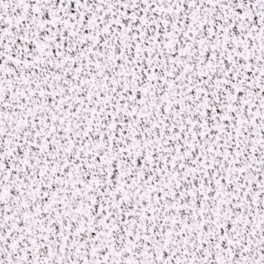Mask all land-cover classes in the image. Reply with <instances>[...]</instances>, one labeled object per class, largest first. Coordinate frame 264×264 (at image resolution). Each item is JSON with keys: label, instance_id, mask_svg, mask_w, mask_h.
Returning <instances> with one entry per match:
<instances>
[{"label": "snow or ice", "instance_id": "snow-or-ice-1", "mask_svg": "<svg viewBox=\"0 0 264 264\" xmlns=\"http://www.w3.org/2000/svg\"><path fill=\"white\" fill-rule=\"evenodd\" d=\"M0 264H264V0H0Z\"/></svg>", "mask_w": 264, "mask_h": 264}]
</instances>
